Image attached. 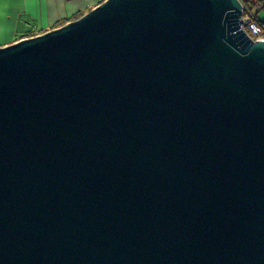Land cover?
<instances>
[{"label": "water", "instance_id": "95a60500", "mask_svg": "<svg viewBox=\"0 0 264 264\" xmlns=\"http://www.w3.org/2000/svg\"><path fill=\"white\" fill-rule=\"evenodd\" d=\"M240 0H105L0 47V264H264V40Z\"/></svg>", "mask_w": 264, "mask_h": 264}, {"label": "crops", "instance_id": "0c3cea01", "mask_svg": "<svg viewBox=\"0 0 264 264\" xmlns=\"http://www.w3.org/2000/svg\"><path fill=\"white\" fill-rule=\"evenodd\" d=\"M105 0H0V47L43 34ZM69 22V21H67Z\"/></svg>", "mask_w": 264, "mask_h": 264}, {"label": "trees", "instance_id": "16d2710c", "mask_svg": "<svg viewBox=\"0 0 264 264\" xmlns=\"http://www.w3.org/2000/svg\"><path fill=\"white\" fill-rule=\"evenodd\" d=\"M240 1L243 3V6H244V16L250 17V19L252 20L251 22L254 23L258 28H260L261 30L260 36L264 35V21L259 18V13L262 9H264V6L257 8L258 5L255 6V3H253L252 1H249V0H240ZM83 14L84 13H79L75 15L74 17H72L71 19L63 21L62 23L59 24V26L67 23V21L75 20L79 18L80 16H82ZM247 31L251 37L256 38V35L253 31L249 29H247Z\"/></svg>", "mask_w": 264, "mask_h": 264}, {"label": "built area", "instance_id": "2783aa9c", "mask_svg": "<svg viewBox=\"0 0 264 264\" xmlns=\"http://www.w3.org/2000/svg\"><path fill=\"white\" fill-rule=\"evenodd\" d=\"M249 1H252L253 3H259V5H262L261 7H263L264 6V0H249ZM243 19H244V24L246 23V22H251L252 20L250 19V17H245L244 16V13H243V17H242ZM252 23V22H251ZM244 24H243V27H244ZM250 27H251V30H253V32L255 33V35H256V38L255 37H253L254 39H258V40H264V35H261L260 36V32H261V30H260V28H258L254 23H252V24H250ZM244 29H245V31L248 33V31H247V29H249V28H245L244 27ZM250 30V29H249ZM249 34V33H248Z\"/></svg>", "mask_w": 264, "mask_h": 264}, {"label": "rangeland", "instance_id": "374dc122", "mask_svg": "<svg viewBox=\"0 0 264 264\" xmlns=\"http://www.w3.org/2000/svg\"><path fill=\"white\" fill-rule=\"evenodd\" d=\"M256 5H258L257 8H260V7L262 6V5L259 6V3H255V6H256ZM259 18H260L261 20L264 21V9H262V10L260 11V13H259ZM250 24H252V23H251V22H246V23L244 24V27H245V28H249V29L251 30ZM251 31H253V30H251Z\"/></svg>", "mask_w": 264, "mask_h": 264}]
</instances>
